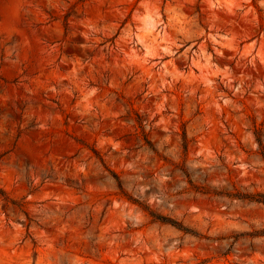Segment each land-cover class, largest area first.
Masks as SVG:
<instances>
[{
	"label": "rangeland",
	"instance_id": "1",
	"mask_svg": "<svg viewBox=\"0 0 264 264\" xmlns=\"http://www.w3.org/2000/svg\"><path fill=\"white\" fill-rule=\"evenodd\" d=\"M263 151L264 0H0V264H264Z\"/></svg>",
	"mask_w": 264,
	"mask_h": 264
},
{
	"label": "trees",
	"instance_id": "2",
	"mask_svg": "<svg viewBox=\"0 0 264 264\" xmlns=\"http://www.w3.org/2000/svg\"><path fill=\"white\" fill-rule=\"evenodd\" d=\"M256 140H257L258 146L262 147L260 139H256ZM262 159L264 160V151L262 153ZM113 176H114V179L117 182L119 188L121 189V183L118 180V177L116 175H113ZM0 193L3 196V193L1 191H0ZM227 196L230 199H234V200L248 201V202H251V203L264 205V194L263 193H247V194H243V193H240L239 191H237V192H235L233 194H230V195H227ZM129 200L131 202H133V203H137L133 199H129ZM156 219L160 220L164 224L172 225V226H174L175 228H177V229H179L181 231L187 232L186 229H183V227H181V225L177 224L174 221H170L168 219H164L163 217H156ZM241 236H247V237H250V238L264 237V230L255 231L253 233H245V234L236 236V238H239Z\"/></svg>",
	"mask_w": 264,
	"mask_h": 264
}]
</instances>
